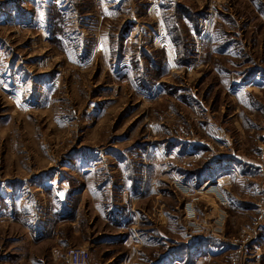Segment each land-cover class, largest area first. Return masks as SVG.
Wrapping results in <instances>:
<instances>
[{
    "label": "rangeland",
    "instance_id": "374dc122",
    "mask_svg": "<svg viewBox=\"0 0 264 264\" xmlns=\"http://www.w3.org/2000/svg\"><path fill=\"white\" fill-rule=\"evenodd\" d=\"M76 248L264 264V0H0V264Z\"/></svg>",
    "mask_w": 264,
    "mask_h": 264
},
{
    "label": "built area",
    "instance_id": "2783aa9c",
    "mask_svg": "<svg viewBox=\"0 0 264 264\" xmlns=\"http://www.w3.org/2000/svg\"><path fill=\"white\" fill-rule=\"evenodd\" d=\"M215 188L213 186H207L204 191L209 194H215ZM66 259L69 264H92L90 252L88 249L76 248L70 249L66 254Z\"/></svg>",
    "mask_w": 264,
    "mask_h": 264
},
{
    "label": "crops",
    "instance_id": "0c3cea01",
    "mask_svg": "<svg viewBox=\"0 0 264 264\" xmlns=\"http://www.w3.org/2000/svg\"><path fill=\"white\" fill-rule=\"evenodd\" d=\"M226 164V163H225ZM231 164V163H230ZM231 170V169H230ZM222 171H225V170H222ZM221 173V172H220ZM220 173H218V174H216V176L215 177H217L218 175H220ZM228 175L226 174V176H224L223 178L220 176L218 179H217V181H219L218 182V184L219 185H221L220 183L221 182H223V180L225 181V180H227L228 179ZM212 178H214V173L213 174H210V175H208V177H207V179L208 180H206L205 181V183L206 182H208V183H210L211 182V180H212ZM212 184V183H211ZM200 248V247H199ZM203 251V253H206V251H204V250H202ZM201 250L199 251V252H202ZM56 251L54 250H52V260H54L55 261V258H56V253H55ZM198 252H196V257H198L196 260H193V262L195 261V264H201L202 262H204L205 260H204V258H202V257H200V256H198V254H197ZM196 257H193V258H196ZM206 258V257H205ZM208 259H210V258H208ZM179 262V260H175V258H173V262L171 263V264H180V263H178ZM198 262V263H197Z\"/></svg>",
    "mask_w": 264,
    "mask_h": 264
},
{
    "label": "trees",
    "instance_id": "16d2710c",
    "mask_svg": "<svg viewBox=\"0 0 264 264\" xmlns=\"http://www.w3.org/2000/svg\"><path fill=\"white\" fill-rule=\"evenodd\" d=\"M207 180V178L206 179H204V180H202V183H205V181Z\"/></svg>",
    "mask_w": 264,
    "mask_h": 264
},
{
    "label": "bare ground",
    "instance_id": "6f19581e",
    "mask_svg": "<svg viewBox=\"0 0 264 264\" xmlns=\"http://www.w3.org/2000/svg\"><path fill=\"white\" fill-rule=\"evenodd\" d=\"M224 181V180H223Z\"/></svg>",
    "mask_w": 264,
    "mask_h": 264
}]
</instances>
